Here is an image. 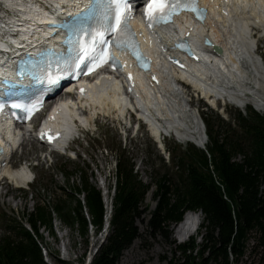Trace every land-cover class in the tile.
Instances as JSON below:
<instances>
[{
    "label": "trees",
    "instance_id": "trees-1",
    "mask_svg": "<svg viewBox=\"0 0 264 264\" xmlns=\"http://www.w3.org/2000/svg\"><path fill=\"white\" fill-rule=\"evenodd\" d=\"M245 113L238 115L236 129L222 125L218 134L203 117L205 150L187 144L180 155L171 158L175 173H157L149 185L134 173L129 160L116 156L114 185L108 188L112 194L109 231L90 264H117L122 252L140 237L136 222L146 213L141 206L151 186L156 202L146 223L151 237L168 240L170 226L178 224L187 211L202 215L196 238L178 245L179 257L173 256L167 264H233L244 255L250 240L264 251V115L249 106ZM62 174L67 182L78 176L80 183L51 207L34 206L23 217L30 231L4 218L5 223H13V230H6L0 240V264H47L39 231L53 237L54 217L84 242L89 230L99 233L103 229L101 191L89 183L85 173ZM53 260L67 264L56 256Z\"/></svg>",
    "mask_w": 264,
    "mask_h": 264
},
{
    "label": "bare ground",
    "instance_id": "bare-ground-1",
    "mask_svg": "<svg viewBox=\"0 0 264 264\" xmlns=\"http://www.w3.org/2000/svg\"><path fill=\"white\" fill-rule=\"evenodd\" d=\"M74 1L78 7L89 3V0H0V48H10V44H20L19 40L29 39L27 53L31 55L42 47L55 49L60 41V31L52 25L59 21L54 17L55 13L50 14L58 10V15L65 17L67 12H71L64 11L63 6ZM204 2L209 4L210 9L204 25L177 17L172 24L151 33L148 44L155 59L152 74L129 70L125 64V71L131 75L128 80L123 74L108 73L85 82L75 98L55 104L44 131L51 130L53 135L59 136L53 142L57 149H61L73 135L75 119L86 123L87 120L84 122L78 111L88 113L90 117L112 115L120 120L129 107L136 111V116L143 121L155 141L161 142L172 135L204 148L205 134L190 114L191 106L184 98L186 88L182 83L213 109L226 100H247L258 112L264 113V73L254 50L257 45L254 38L256 30L258 37L264 38V0ZM181 35L187 37L194 47L193 60L186 61L172 46ZM206 39L221 50L214 59L200 52L201 48L210 52V49H205ZM19 50L16 51L18 54ZM172 58L178 59L180 69L170 64ZM13 66L1 64L0 75L12 77ZM32 135H25L23 146L28 138L34 136L35 141L50 148L46 139H39L42 135ZM17 139L18 135L0 127V145L4 151ZM3 159L5 156L0 153V160ZM25 169L32 170L26 166L11 171V166L4 164L0 166V176L16 185L25 184L29 178ZM201 220L202 215L198 212L185 214L175 228L177 242L183 243L195 236Z\"/></svg>",
    "mask_w": 264,
    "mask_h": 264
},
{
    "label": "rangeland",
    "instance_id": "rangeland-1",
    "mask_svg": "<svg viewBox=\"0 0 264 264\" xmlns=\"http://www.w3.org/2000/svg\"><path fill=\"white\" fill-rule=\"evenodd\" d=\"M254 38L257 41L254 48L256 59L262 64L264 73V38L258 37L257 30ZM262 79L264 80V78ZM191 90L186 87V99L191 106L190 114L204 134L203 117L211 126L215 127L218 134L222 131L219 129L222 125L224 127L229 124L236 129L238 115L244 116L247 106L251 109L254 108L252 105L237 107L232 104L222 106L219 103L217 108L213 109ZM254 111L264 115V113ZM77 113L79 116L85 117L89 126L81 129L78 140L70 146L72 153L52 152L45 145L35 141L31 134L33 137L28 138L27 144L22 145L12 157L11 171L29 166L32 169L30 179L33 182L30 185L23 183L16 185L10 180H3L0 183V240L4 237L6 230L8 231L9 228L13 230L11 226L13 223L11 221L5 223L4 218L16 220L30 231L23 217L33 211L34 206L40 204L51 207L54 203L66 199L65 197L70 195L69 190L80 183L78 176H73L67 182L62 172H66L68 175H73L75 172L85 173L89 177V183L95 185L102 193L104 221L106 220L105 222L108 223L112 214V194L108 188L114 185L116 156L120 155L124 161L129 160L134 167V173L145 185H149L152 182V177L157 173L164 171H168L172 175L175 173L171 158L180 155L187 144L194 146L197 150H204L208 142L205 134L206 144L204 148H198L192 143L181 141L170 135L161 141V148L145 126L141 125L140 130L135 132V121L132 117H130V125L125 123L121 125L118 119L112 115H100L93 119V123L88 113L82 111ZM235 160H239V157H235ZM60 188L68 192L62 193ZM154 189L155 187L151 186L145 194L141 207L146 213L140 221L136 222L140 237L122 252L117 264H167L173 256L179 257L177 246L185 242H177L174 236L177 224L170 226L168 240L160 235L151 237L147 233L146 223L150 218L149 213L156 206L153 199ZM108 231L109 225H104L100 233L89 230L84 242L73 230L54 217L53 237L43 229L39 231L42 235L41 246L42 249H45L42 251L44 261L47 264H55L53 258L56 256L67 264H83V261L90 256L94 257V252L102 244ZM196 236L197 234L193 237L196 238ZM253 236L254 234L251 237ZM199 241L197 240V242ZM233 264H264V251L256 248L250 240L244 255L238 261H233Z\"/></svg>",
    "mask_w": 264,
    "mask_h": 264
},
{
    "label": "snow or ice",
    "instance_id": "snow-or-ice-1",
    "mask_svg": "<svg viewBox=\"0 0 264 264\" xmlns=\"http://www.w3.org/2000/svg\"><path fill=\"white\" fill-rule=\"evenodd\" d=\"M112 3L116 4L115 16H114V24L109 29V31L117 33L118 37L123 35L134 36L135 34L131 32L130 29V21L131 16L126 15L125 12L130 11L128 9L126 0H112ZM198 0H149L147 7L145 9L144 15L146 21L148 23V27L151 28L159 23H173L172 18L180 14L181 11H193L197 12ZM142 6V5H138ZM200 18L199 16L197 17ZM94 43L106 44L107 41L104 40V33L102 31H96L93 37ZM115 47L117 49H123L125 47H129L130 49H135L133 51V55L139 59L138 48L135 44H128L126 41H122L119 38L113 41ZM92 51H95L93 48ZM88 56V49L81 47L80 54L78 55V62L80 64H84V57ZM91 59V57H89ZM115 60L114 56H109L108 52L105 50H101V55L99 57L100 60L107 62V59ZM14 107L16 105H13Z\"/></svg>",
    "mask_w": 264,
    "mask_h": 264
},
{
    "label": "water",
    "instance_id": "water-1",
    "mask_svg": "<svg viewBox=\"0 0 264 264\" xmlns=\"http://www.w3.org/2000/svg\"><path fill=\"white\" fill-rule=\"evenodd\" d=\"M216 51H217L218 53L221 52V50H220L219 48H216ZM198 213H200V212H198ZM200 214H201V213H200Z\"/></svg>",
    "mask_w": 264,
    "mask_h": 264
}]
</instances>
